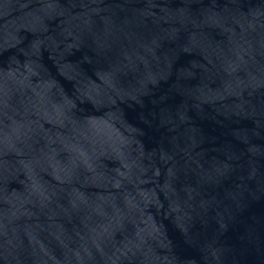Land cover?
<instances>
[{
  "label": "water",
  "instance_id": "obj_1",
  "mask_svg": "<svg viewBox=\"0 0 264 264\" xmlns=\"http://www.w3.org/2000/svg\"><path fill=\"white\" fill-rule=\"evenodd\" d=\"M0 264H264V0H0Z\"/></svg>",
  "mask_w": 264,
  "mask_h": 264
}]
</instances>
